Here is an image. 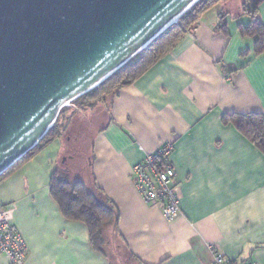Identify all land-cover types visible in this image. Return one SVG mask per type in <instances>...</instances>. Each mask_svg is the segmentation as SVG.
Here are the masks:
<instances>
[{"label":"crops","instance_id":"obj_1","mask_svg":"<svg viewBox=\"0 0 264 264\" xmlns=\"http://www.w3.org/2000/svg\"><path fill=\"white\" fill-rule=\"evenodd\" d=\"M226 0L110 102L93 138L90 179L114 204L116 233L137 264H211L215 247L234 264H264V152L227 114L264 115V53ZM237 14V15H235ZM259 15L264 22V2ZM224 24V25H223ZM77 140V138H75ZM64 132L0 181L4 210L28 247L24 264H114L87 225L66 218L51 178L68 153ZM173 145L181 214L167 221L146 203L133 166ZM0 264H10L0 252Z\"/></svg>","mask_w":264,"mask_h":264},{"label":"water","instance_id":"obj_2","mask_svg":"<svg viewBox=\"0 0 264 264\" xmlns=\"http://www.w3.org/2000/svg\"><path fill=\"white\" fill-rule=\"evenodd\" d=\"M199 1L0 0V176Z\"/></svg>","mask_w":264,"mask_h":264},{"label":"trees","instance_id":"obj_3","mask_svg":"<svg viewBox=\"0 0 264 264\" xmlns=\"http://www.w3.org/2000/svg\"><path fill=\"white\" fill-rule=\"evenodd\" d=\"M223 1L226 0H200L178 22L170 26L129 63L98 87L76 99V104L81 107L92 105L109 96L113 97L121 88L134 83L160 58L174 49L188 32L194 29L202 14ZM263 2L264 0H244L243 15L249 17L250 22L248 25L240 24L241 32L244 35L256 38L255 53L257 55L264 53V22L259 15ZM67 111L68 109L64 107L48 134L34 149L2 174L0 181L10 175L20 163L41 152L65 132L64 116ZM225 121L232 122L241 133L249 137L264 152L263 114H227ZM51 188L63 215L68 219L85 223L89 229L93 247L105 253L103 250L105 229L108 227L116 229L118 222V213L114 204L104 196L100 188L92 184L90 178L88 180H73L70 170L65 165L55 169L51 178Z\"/></svg>","mask_w":264,"mask_h":264},{"label":"built area","instance_id":"obj_4","mask_svg":"<svg viewBox=\"0 0 264 264\" xmlns=\"http://www.w3.org/2000/svg\"><path fill=\"white\" fill-rule=\"evenodd\" d=\"M173 145L165 144L149 153L136 163L132 177L143 200L161 207L167 221H173L181 214L180 196L176 187V167L171 159ZM211 264H234L228 257L211 247ZM0 252L8 257L10 264H24L28 247L21 233L11 222L7 213L0 210ZM240 264H255L245 261Z\"/></svg>","mask_w":264,"mask_h":264},{"label":"rangeland","instance_id":"obj_5","mask_svg":"<svg viewBox=\"0 0 264 264\" xmlns=\"http://www.w3.org/2000/svg\"><path fill=\"white\" fill-rule=\"evenodd\" d=\"M243 3L244 0H233L229 6L233 13H237L238 10L241 11ZM111 99L112 96H109L105 100L83 107L78 106L74 100L65 106L68 109L64 116L65 132L71 137L68 153H74L75 159H68L65 162L67 156H64L60 161L61 165H65L70 170L73 180L90 178L93 138L107 123ZM104 236L103 250L114 264H137L123 245L114 227L106 228Z\"/></svg>","mask_w":264,"mask_h":264},{"label":"bare ground","instance_id":"obj_6","mask_svg":"<svg viewBox=\"0 0 264 264\" xmlns=\"http://www.w3.org/2000/svg\"><path fill=\"white\" fill-rule=\"evenodd\" d=\"M181 18V17H180ZM180 18H176L174 21L175 22H178V20L180 19ZM71 102V101H70ZM69 104V102H67L66 104H65V106H67Z\"/></svg>","mask_w":264,"mask_h":264}]
</instances>
